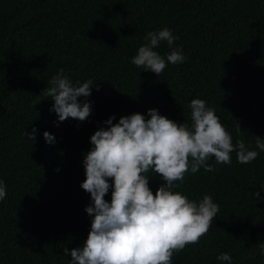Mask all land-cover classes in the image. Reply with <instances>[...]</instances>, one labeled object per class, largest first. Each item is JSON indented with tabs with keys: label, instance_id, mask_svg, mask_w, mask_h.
<instances>
[{
	"label": "trees",
	"instance_id": "16d2710c",
	"mask_svg": "<svg viewBox=\"0 0 264 264\" xmlns=\"http://www.w3.org/2000/svg\"><path fill=\"white\" fill-rule=\"evenodd\" d=\"M163 28L176 39L154 50L179 48L186 60L157 77L131 60L146 34ZM60 69L73 83L92 81L79 98L91 103L84 122L56 125L42 92ZM193 99L259 155L249 164L235 152L228 165L212 158L215 171L201 167L177 182L174 191L197 202L210 195L219 212L172 264H229L222 253L231 264H264V152L254 139H264V0H0V264H69L64 249L81 246L90 229V195L80 188L90 137L109 117L115 124L150 109L190 123ZM33 128L34 141L24 135ZM148 175L155 194L163 181Z\"/></svg>",
	"mask_w": 264,
	"mask_h": 264
},
{
	"label": "clouds",
	"instance_id": "9594fccd",
	"mask_svg": "<svg viewBox=\"0 0 264 264\" xmlns=\"http://www.w3.org/2000/svg\"><path fill=\"white\" fill-rule=\"evenodd\" d=\"M176 37L168 28L150 31L146 44L138 48L131 63L157 77L168 64H180L186 57L182 50H171L162 56L154 49L161 42L171 48ZM42 93L53 101L56 125L67 119L84 122L91 115V103L79 98L91 95L92 81L73 83L60 69ZM190 123H176L150 109L146 115L114 116L104 121L90 137V149L84 155L85 179L80 188L90 195L91 204L84 211L91 218L87 238L82 245L64 254L69 264H172L173 256L187 245L197 244L212 227L219 206L210 195L199 202L189 200L179 191L185 175L215 169L209 164H231L233 152L240 164H249L259 153L249 150L244 141L233 143L215 110L202 99L190 102ZM147 117V118H146ZM37 130L25 132L35 140ZM49 145L53 135L43 132ZM255 147L264 152V139L254 138ZM161 177L163 183L153 194L149 175ZM111 192L110 200L105 196ZM254 196L259 199V192ZM6 197V185L0 180V201ZM264 254V244L260 245ZM228 261L222 253L217 257Z\"/></svg>",
	"mask_w": 264,
	"mask_h": 264
}]
</instances>
